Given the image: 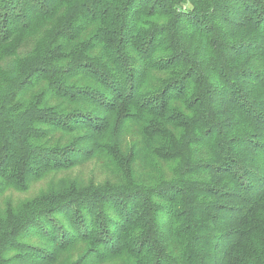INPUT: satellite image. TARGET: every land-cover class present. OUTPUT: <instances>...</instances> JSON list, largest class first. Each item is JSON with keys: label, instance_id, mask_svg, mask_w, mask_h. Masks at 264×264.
<instances>
[{"label": "trees", "instance_id": "1", "mask_svg": "<svg viewBox=\"0 0 264 264\" xmlns=\"http://www.w3.org/2000/svg\"><path fill=\"white\" fill-rule=\"evenodd\" d=\"M101 151L0 205V264H264V0H0V196Z\"/></svg>", "mask_w": 264, "mask_h": 264}, {"label": "rangeland", "instance_id": "2", "mask_svg": "<svg viewBox=\"0 0 264 264\" xmlns=\"http://www.w3.org/2000/svg\"><path fill=\"white\" fill-rule=\"evenodd\" d=\"M130 124L129 126H131ZM135 128V127H134ZM133 133V132H131ZM130 137H127L122 145H128ZM112 154L101 151L96 155V158L80 165L72 170L58 172L32 184L30 190L25 193L17 191H7L0 196V205L4 207L9 200L15 203L21 202L24 199L37 196L41 191H45L52 182H59L66 177L78 179L82 185H89L90 183L103 185L107 182H115L114 166L110 163Z\"/></svg>", "mask_w": 264, "mask_h": 264}]
</instances>
